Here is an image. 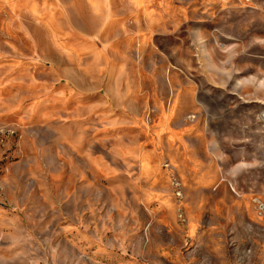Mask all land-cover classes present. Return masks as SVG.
<instances>
[{
  "label": "rangeland",
  "instance_id": "1",
  "mask_svg": "<svg viewBox=\"0 0 264 264\" xmlns=\"http://www.w3.org/2000/svg\"><path fill=\"white\" fill-rule=\"evenodd\" d=\"M264 0H0V264H264Z\"/></svg>",
  "mask_w": 264,
  "mask_h": 264
},
{
  "label": "built area",
  "instance_id": "2",
  "mask_svg": "<svg viewBox=\"0 0 264 264\" xmlns=\"http://www.w3.org/2000/svg\"><path fill=\"white\" fill-rule=\"evenodd\" d=\"M263 209H264V206H263Z\"/></svg>",
  "mask_w": 264,
  "mask_h": 264
}]
</instances>
